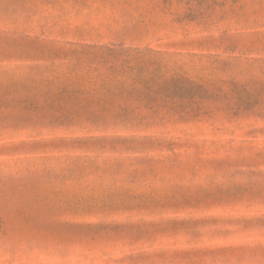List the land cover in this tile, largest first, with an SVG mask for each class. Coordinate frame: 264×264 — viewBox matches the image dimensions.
Returning a JSON list of instances; mask_svg holds the SVG:
<instances>
[{"label": "rangeland", "instance_id": "obj_1", "mask_svg": "<svg viewBox=\"0 0 264 264\" xmlns=\"http://www.w3.org/2000/svg\"><path fill=\"white\" fill-rule=\"evenodd\" d=\"M0 264H264V0H0Z\"/></svg>", "mask_w": 264, "mask_h": 264}, {"label": "trees", "instance_id": "obj_2", "mask_svg": "<svg viewBox=\"0 0 264 264\" xmlns=\"http://www.w3.org/2000/svg\"><path fill=\"white\" fill-rule=\"evenodd\" d=\"M119 51H112V54H118Z\"/></svg>", "mask_w": 264, "mask_h": 264}]
</instances>
